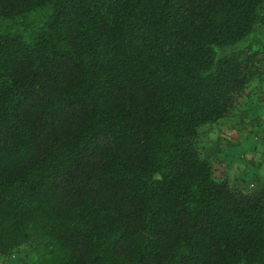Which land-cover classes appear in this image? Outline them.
<instances>
[{
	"label": "trees",
	"instance_id": "obj_1",
	"mask_svg": "<svg viewBox=\"0 0 264 264\" xmlns=\"http://www.w3.org/2000/svg\"><path fill=\"white\" fill-rule=\"evenodd\" d=\"M264 0H0V264H264V185L202 130L264 87Z\"/></svg>",
	"mask_w": 264,
	"mask_h": 264
},
{
	"label": "rangeland",
	"instance_id": "obj_2",
	"mask_svg": "<svg viewBox=\"0 0 264 264\" xmlns=\"http://www.w3.org/2000/svg\"><path fill=\"white\" fill-rule=\"evenodd\" d=\"M254 38H260L264 42V27L253 33L249 40ZM257 98L254 106L237 121L221 122L202 130L206 143L205 154L215 156L216 166L225 170L232 179H238L246 186L256 181V191L262 186L259 176H264V87L259 90ZM227 142L233 145L230 152L237 155L235 164L220 156L223 151L221 146L227 147ZM30 260L27 253H21L8 264H28Z\"/></svg>",
	"mask_w": 264,
	"mask_h": 264
},
{
	"label": "crops",
	"instance_id": "obj_3",
	"mask_svg": "<svg viewBox=\"0 0 264 264\" xmlns=\"http://www.w3.org/2000/svg\"><path fill=\"white\" fill-rule=\"evenodd\" d=\"M221 147H223V151H222V154H220V156H222L224 159H226L229 163H231V161H233V164H235V162H237V155L230 152V149L233 147L232 143L227 142V147H226V145H223ZM261 179H262V186H263L264 185V176H259V181H261ZM236 183L240 184L241 182L238 179H236ZM250 185L251 186L255 185L256 187L258 186L256 181H252V183Z\"/></svg>",
	"mask_w": 264,
	"mask_h": 264
}]
</instances>
